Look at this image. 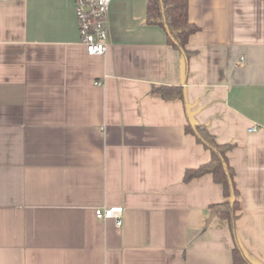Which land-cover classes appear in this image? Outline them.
Wrapping results in <instances>:
<instances>
[{
  "label": "crops",
  "instance_id": "0c3cea01",
  "mask_svg": "<svg viewBox=\"0 0 264 264\" xmlns=\"http://www.w3.org/2000/svg\"><path fill=\"white\" fill-rule=\"evenodd\" d=\"M147 1L112 0L89 55L75 0H0V264H234L221 185L184 180L211 158L189 122L234 144L237 237L264 264V0H189L190 56Z\"/></svg>",
  "mask_w": 264,
  "mask_h": 264
},
{
  "label": "trees",
  "instance_id": "16d2710c",
  "mask_svg": "<svg viewBox=\"0 0 264 264\" xmlns=\"http://www.w3.org/2000/svg\"><path fill=\"white\" fill-rule=\"evenodd\" d=\"M189 0H148L147 22L163 26L168 33L169 43L184 51L186 56L192 53L187 48L191 34L199 30V27L189 20ZM153 92L164 99H183L184 89L181 86H153ZM187 132L193 133L197 141L210 150L211 158L208 162L195 168H188L185 172L186 182L199 178L205 174H211L216 183L223 190L224 199L221 202L211 204V208L217 216L227 223L234 237L233 249L234 264H252L241 249L238 241L236 222L241 215L242 206L240 191L235 181V168L231 165L228 152L234 147L232 143H221L209 130L207 125L188 123Z\"/></svg>",
  "mask_w": 264,
  "mask_h": 264
},
{
  "label": "built area",
  "instance_id": "2783aa9c",
  "mask_svg": "<svg viewBox=\"0 0 264 264\" xmlns=\"http://www.w3.org/2000/svg\"><path fill=\"white\" fill-rule=\"evenodd\" d=\"M112 0H75V10L81 40L89 55H103L109 48V8ZM101 85V81H97ZM256 130V128H253ZM123 206L99 207L95 215L100 220L113 219L123 223Z\"/></svg>",
  "mask_w": 264,
  "mask_h": 264
}]
</instances>
